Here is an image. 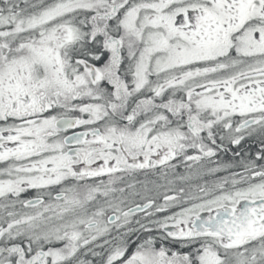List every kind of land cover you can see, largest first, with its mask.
<instances>
[{
    "label": "snow or ice",
    "instance_id": "6c2138e0",
    "mask_svg": "<svg viewBox=\"0 0 264 264\" xmlns=\"http://www.w3.org/2000/svg\"><path fill=\"white\" fill-rule=\"evenodd\" d=\"M0 264H264V0H0Z\"/></svg>",
    "mask_w": 264,
    "mask_h": 264
},
{
    "label": "flooded vegetation",
    "instance_id": "af4514ba",
    "mask_svg": "<svg viewBox=\"0 0 264 264\" xmlns=\"http://www.w3.org/2000/svg\"><path fill=\"white\" fill-rule=\"evenodd\" d=\"M243 146L252 154H254L258 148L257 143H255L252 139H249L247 142H245ZM224 159H229V157H225ZM181 171H183V169H181ZM208 179H211V177H209Z\"/></svg>",
    "mask_w": 264,
    "mask_h": 264
}]
</instances>
